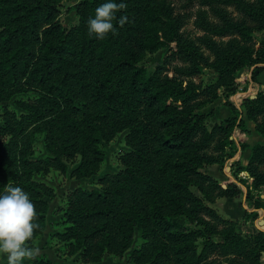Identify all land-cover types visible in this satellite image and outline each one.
Returning a JSON list of instances; mask_svg holds the SVG:
<instances>
[{
  "label": "trees",
  "instance_id": "obj_1",
  "mask_svg": "<svg viewBox=\"0 0 264 264\" xmlns=\"http://www.w3.org/2000/svg\"><path fill=\"white\" fill-rule=\"evenodd\" d=\"M66 1L0 0V102L28 93L17 101L22 114L3 109L0 190L20 186L34 203L37 227L27 244L43 233L47 199L53 197L34 174L65 171L66 161L79 156L74 176L91 177L104 159L101 141L127 130L122 169L101 177L100 188L78 187L67 196V226L59 237L71 253L80 252L85 263H98L106 253L120 256L137 230L143 243L130 253L131 264H220L219 257L227 264H262L264 231L238 233L210 206L240 191L236 182L223 186L203 172L217 161L209 152L216 134L224 135L216 151L230 145L236 117L208 130L199 98L234 93L244 67L262 71L264 39L255 34L264 29V0H197L202 10L195 24L203 33L195 40L181 31L184 18L171 0H123L127 7L116 15L126 16V23L119 27L114 20L116 33L102 40L88 34L87 20L105 0L76 3L78 19L70 28L59 19ZM229 36L225 44L216 40ZM202 48L212 54L211 62ZM160 49L161 63L148 72L145 55ZM208 67L217 79L200 88L190 78ZM243 107L264 136V90L246 98ZM39 133L46 155L33 158ZM263 162L260 142L247 164L253 189L264 186V173L256 169ZM28 264L52 262L41 257Z\"/></svg>",
  "mask_w": 264,
  "mask_h": 264
},
{
  "label": "rangeland",
  "instance_id": "obj_2",
  "mask_svg": "<svg viewBox=\"0 0 264 264\" xmlns=\"http://www.w3.org/2000/svg\"><path fill=\"white\" fill-rule=\"evenodd\" d=\"M80 0H70L64 2L59 10V19L64 28H70L78 19L74 5ZM259 2V0H249ZM175 13L183 16L184 25L181 29L189 38L195 40L202 35V31L196 27L195 21L199 10H202L197 0H171ZM235 17H241L233 8H229ZM209 15V13H208ZM207 15V17H208ZM247 24L256 27L253 20H247ZM256 38L264 39V29L256 30ZM229 37L216 38L218 42L225 44ZM201 52L213 60L212 54L202 48ZM165 49H160L153 54H147L144 58V64L148 72L153 71L155 66L161 63ZM262 71L256 74V66L244 67L237 73L238 85L234 93L218 92L216 98L200 97L199 114L204 119V125L208 130L216 126L225 125L227 118L236 117L232 131L227 135L230 145L222 151H216L214 146L218 139L223 138L222 133H217L214 141L210 143L209 152L217 157V161L208 165L203 172L216 179L225 186L228 182H236L239 193L234 198H215L210 206L217 214L232 222L234 230L242 234H255L258 231H264V207H256L259 200L264 201V186L253 189L251 187L252 179L247 171V164L251 157L255 145L264 142V136L255 129V124L249 120L243 107L244 100L249 97H255L257 93L264 90V64L259 66ZM217 79V73L212 68H203L190 80L204 88ZM28 93H22L13 96L7 102H0V126L2 125L3 109L8 108L17 115L22 114L17 101L25 100ZM259 123L263 125L264 120L259 118ZM253 132L255 134H253ZM127 130L117 133L110 141H101L99 147L104 154V159L100 164L95 175L88 178H76L74 170L80 164V157L75 156L66 161L67 169L65 171L52 170L47 174H34V179L49 186L53 191V197L48 198L49 208L45 214V227L43 233L37 236L28 247L38 249L35 258L45 257L51 260L52 264H131L130 253L140 247L143 239L139 231L134 232L132 246L120 256L104 254L98 263H85L80 259V252L71 253L67 244L60 239V234L65 231L67 224L64 219V211L67 207V196L76 188L81 187L85 190L100 188L98 180L106 174H112L120 171L123 167L120 158L129 150L125 142ZM226 135V134H225ZM260 141H256L257 137ZM33 158H41L46 155L44 135L37 134L32 143ZM264 163V162H263ZM257 166V171L264 173V164ZM259 199V200H258ZM209 218V217H207ZM184 224L185 219H177ZM226 225V224H225ZM227 226V225H226ZM231 226V227H232ZM222 224L217 226L221 229ZM217 240L221 236H216ZM216 260L220 264H227L224 257ZM32 260H25L24 264ZM261 263L264 264V252L261 255ZM6 264V261L4 262Z\"/></svg>",
  "mask_w": 264,
  "mask_h": 264
},
{
  "label": "clouds",
  "instance_id": "obj_3",
  "mask_svg": "<svg viewBox=\"0 0 264 264\" xmlns=\"http://www.w3.org/2000/svg\"><path fill=\"white\" fill-rule=\"evenodd\" d=\"M126 3L121 0H105L94 10V15L87 20L88 34L96 39H104L109 33L115 34L116 25L123 27L127 17L117 12L125 9ZM35 206L29 194L20 186L7 184L0 190V264H24L25 260L35 258L38 249L28 247L27 242L33 237Z\"/></svg>",
  "mask_w": 264,
  "mask_h": 264
},
{
  "label": "crops",
  "instance_id": "obj_4",
  "mask_svg": "<svg viewBox=\"0 0 264 264\" xmlns=\"http://www.w3.org/2000/svg\"><path fill=\"white\" fill-rule=\"evenodd\" d=\"M253 134H255V133L253 132ZM260 140H261V137L258 136V137L256 138V141H260Z\"/></svg>",
  "mask_w": 264,
  "mask_h": 264
}]
</instances>
